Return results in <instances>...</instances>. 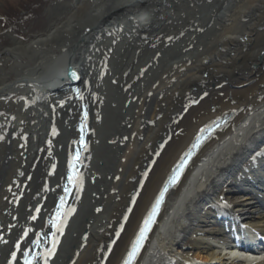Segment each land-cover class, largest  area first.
<instances>
[{
	"label": "bare ground",
	"instance_id": "6f19581e",
	"mask_svg": "<svg viewBox=\"0 0 264 264\" xmlns=\"http://www.w3.org/2000/svg\"><path fill=\"white\" fill-rule=\"evenodd\" d=\"M174 1L180 0H68L54 6L52 22L41 35L0 47V264H9L13 252L12 264H22L25 249L47 229L79 137L78 103L67 98L63 110L69 114V130L55 173L46 178L56 142L55 116L47 106L51 109L55 97L65 95L62 90L76 72L83 77L91 123L98 119L101 99L84 73V62L92 44L108 58L111 39L119 54L112 80L131 104L130 117L124 125L118 121L117 151L108 146L105 156L94 149L87 154L85 173L101 183L92 187L88 174L82 176L56 236L65 251L52 252L46 264H122L180 157L202 128L225 117L167 195L135 264H264L227 248L239 227L264 239V153L240 170L242 178L233 177L264 142V0ZM180 37L182 55L167 51L164 59L156 58ZM150 57L156 59L147 68ZM43 103L44 109L37 108ZM117 108L124 117V108ZM108 156L116 165L106 182L98 165ZM225 184L231 190L217 202ZM86 191L93 193L89 199L97 216L80 214ZM187 236L194 237L191 256L181 252Z\"/></svg>",
	"mask_w": 264,
	"mask_h": 264
},
{
	"label": "rangeland",
	"instance_id": "374dc122",
	"mask_svg": "<svg viewBox=\"0 0 264 264\" xmlns=\"http://www.w3.org/2000/svg\"><path fill=\"white\" fill-rule=\"evenodd\" d=\"M180 1H174V2L178 3ZM67 2L68 0H49L48 2L46 0H0V47L8 46L12 44L11 41L13 39H15L17 42L20 43L23 42V44H25L30 42L32 38L39 36V34L41 35L40 31L43 28L47 27V25H49L52 22L51 14L54 6H62ZM186 4L188 5L190 4V2L189 3L186 2ZM39 6H40V10H39ZM204 10H206L207 12V8H204ZM201 14H203V10ZM28 16H31V18L28 19ZM183 38L184 37L182 38L180 37L177 40V42L174 43V45L168 46L166 50L164 49L159 51L157 53V56L155 55L156 58L159 57L161 59H164L165 57H167L166 54L167 51H172L171 53L173 56L182 55L183 53L181 52V49L178 46L182 45ZM114 40L115 39H111L109 43L106 44V46L108 47V50H106V55L108 56V58L102 56V54L99 55V50L95 49V46L93 47L92 44L89 45L87 49V53H86L87 60L86 62H84V66L86 68L84 73L85 75H87L88 79L93 82L95 89L94 93L101 99L98 119L96 118L97 119L96 121V119L94 118L92 121V128H93V132L95 133L94 135H95L96 143L94 144L93 142L94 144L93 145L92 144L93 140H90L91 149H94V153L96 152L97 156L98 154L101 156L107 155V150H109L108 146L114 147V150L117 151V147L115 145V143L117 142V136H119L117 131L122 129V125H119L118 121L120 122V120H122L121 124L124 125L127 123L128 117H130L128 111H130L131 104H129L130 103L129 100L122 97L118 85H116V82L112 80L114 75L113 73L115 72L116 67H118V63H119V54L114 52L115 44H116ZM110 55L111 56L113 55L114 58L111 59ZM152 58L154 57H150L149 59L145 60V65L148 64L147 68L151 67L152 61L150 59ZM204 78L205 79L207 78L205 74H204ZM195 90L196 89H194V91ZM63 96L65 98H63ZM63 96H60L59 94L57 95V97H55L56 100L54 102V106L51 109H49V107L47 106L48 112L49 110L53 111L52 114L55 116V118H52V120L51 119L50 120L52 123L55 124L53 125L52 133L54 132V136L56 139V142L53 145L55 149H54V154L51 157V164L49 165V167H47V171H46L47 172L46 178H49L50 180L55 173L57 167L58 153L63 147V144L66 140V136L69 130V120H70L68 118L69 114H67L66 111L63 110L64 107L66 108V106L68 105L69 101L65 99L69 98V96L67 94ZM16 101L17 98L15 97L14 101L12 102L16 103ZM44 103L46 104V102ZM44 103L37 108H40L41 110L44 109L45 106ZM119 105L122 106V108H124L125 110V111H121L123 114L126 113L124 117H122L121 113L119 114V111L117 110L118 109L117 106ZM15 109L19 110V107ZM44 118L48 119L47 117ZM95 123L98 125V127H96ZM94 135L92 136V138L94 137ZM261 148L264 149V142L260 144V146L256 149V151H254L251 155H248L243 160L240 166L244 167L243 168L244 170H247L248 167H250L255 162V159L257 160L260 156H262L261 152L259 151V149ZM1 155L2 152H1V144H0V157ZM105 162L108 163V165L104 164ZM114 162L115 160L113 158H109V156L105 160L99 159L98 166H100V168L102 169L100 173L101 174L105 173L103 176L106 182H108L111 179L112 173L116 165ZM111 168H113V170H111ZM93 171L95 173L96 169H93ZM87 174L88 173L87 172L85 173L84 170V176H87ZM234 176H235V172L233 173V177ZM88 177H89L90 186L92 187H96L97 183H101V181L95 178V176L91 172L90 174H88ZM104 178L101 176V179L104 180ZM240 178H241V173L238 174L237 180ZM100 188H102V185H100ZM229 190H231V188L229 189L228 184L223 185L222 188H220L216 194L217 202H223V198L226 196ZM91 194L93 193L87 191L84 193L85 199L82 200L81 213H80L81 215L85 216L88 214H92V215L97 214V212H95L94 210L95 208L93 209L92 201L89 199ZM22 201L17 206L21 215H22V211L26 210V207H24V209L22 210L23 207ZM12 217L14 218V216ZM71 237L74 238L75 233H73ZM193 239L194 237L187 236L181 243V252L183 256L186 255L191 256V253H187V252L190 251V244ZM55 249L56 252L58 251V253L59 252L61 253V251L62 252L65 251V249L64 250L63 248L61 249V245L58 243L56 244ZM175 264H183V263L181 261H178Z\"/></svg>",
	"mask_w": 264,
	"mask_h": 264
},
{
	"label": "snow or ice",
	"instance_id": "6c2138e0",
	"mask_svg": "<svg viewBox=\"0 0 264 264\" xmlns=\"http://www.w3.org/2000/svg\"><path fill=\"white\" fill-rule=\"evenodd\" d=\"M219 127V125H217ZM214 130L211 128L201 129L202 134L207 133L206 135H198L195 143L186 151L176 163V165L171 170L170 175L167 180L164 181L163 186L159 190L158 195L155 197L154 202L151 204L150 209L145 215L143 222L135 236V239L132 241L130 250L127 253L126 258L123 260L122 264H134L137 257L141 253V249L144 247L145 241L148 239V234L153 230V226L158 223V217L161 215L162 206L165 205L166 194L171 195L170 189L176 188L181 182V177L185 173V170L190 166L192 158L196 155V151L201 149L202 144L210 138ZM147 175V173H145ZM72 181V176L69 175V182ZM63 199V198H62ZM131 211V209H129ZM127 219V217H125ZM55 226V225H54ZM27 235V233H25ZM119 235V233H117ZM55 244V241H54ZM19 247V245H17ZM24 256L28 257L29 253L24 252ZM16 259V253H12V260ZM12 260L9 261V264H12ZM24 264H32L30 259H25Z\"/></svg>",
	"mask_w": 264,
	"mask_h": 264
},
{
	"label": "water",
	"instance_id": "95a60500",
	"mask_svg": "<svg viewBox=\"0 0 264 264\" xmlns=\"http://www.w3.org/2000/svg\"><path fill=\"white\" fill-rule=\"evenodd\" d=\"M81 76L78 73H74V76L72 78V81L70 82V85L66 90H68L69 92H72V94L80 99H82L81 97V88H82V83H81ZM79 106V104H78ZM80 108H82V105L80 104ZM84 118V117H83ZM81 127L85 128L86 124H87V120L86 118H84V121H81ZM81 136V135H80ZM78 148H80V144H77ZM77 148V149H78Z\"/></svg>",
	"mask_w": 264,
	"mask_h": 264
},
{
	"label": "trees",
	"instance_id": "16d2710c",
	"mask_svg": "<svg viewBox=\"0 0 264 264\" xmlns=\"http://www.w3.org/2000/svg\"><path fill=\"white\" fill-rule=\"evenodd\" d=\"M46 1L48 2L49 0H46ZM37 10H38V8H37ZM39 10H40V6H39ZM34 14H35V13H34ZM34 14H33V15H34ZM28 17H29V16H28ZM30 17H31V16H30Z\"/></svg>",
	"mask_w": 264,
	"mask_h": 264
}]
</instances>
